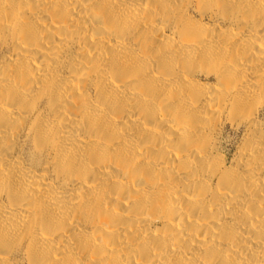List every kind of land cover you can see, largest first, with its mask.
<instances>
[{
	"label": "bare ground",
	"instance_id": "bare-ground-1",
	"mask_svg": "<svg viewBox=\"0 0 264 264\" xmlns=\"http://www.w3.org/2000/svg\"><path fill=\"white\" fill-rule=\"evenodd\" d=\"M0 264H264V0H0Z\"/></svg>",
	"mask_w": 264,
	"mask_h": 264
},
{
	"label": "rangeland",
	"instance_id": "rangeland-1",
	"mask_svg": "<svg viewBox=\"0 0 264 264\" xmlns=\"http://www.w3.org/2000/svg\"><path fill=\"white\" fill-rule=\"evenodd\" d=\"M226 138L228 139L227 144L225 145L227 149L231 150L232 152L235 151L238 143L240 141V135H236L235 133H231V131H227L225 134Z\"/></svg>",
	"mask_w": 264,
	"mask_h": 264
}]
</instances>
